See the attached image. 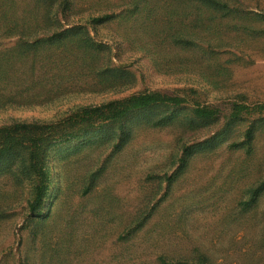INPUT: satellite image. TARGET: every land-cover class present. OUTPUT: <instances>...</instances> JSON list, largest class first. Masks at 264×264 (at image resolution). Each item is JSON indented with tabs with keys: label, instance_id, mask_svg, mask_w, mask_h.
I'll use <instances>...</instances> for the list:
<instances>
[{
	"label": "rangeland",
	"instance_id": "374dc122",
	"mask_svg": "<svg viewBox=\"0 0 264 264\" xmlns=\"http://www.w3.org/2000/svg\"><path fill=\"white\" fill-rule=\"evenodd\" d=\"M187 5L0 0V264H264V14Z\"/></svg>",
	"mask_w": 264,
	"mask_h": 264
},
{
	"label": "trees",
	"instance_id": "16d2710c",
	"mask_svg": "<svg viewBox=\"0 0 264 264\" xmlns=\"http://www.w3.org/2000/svg\"><path fill=\"white\" fill-rule=\"evenodd\" d=\"M170 4L179 6L182 8L188 7L187 3L196 4L197 15H201L203 8H210L209 16H227L231 17L232 20H239L237 16H241L242 13H249L251 16H262L264 14V0H168ZM160 96L154 93H143L133 96L127 100L128 108H139L149 106L150 104L158 101ZM173 101H180L178 97H170ZM114 104L103 103L102 107H105V111L111 112L109 115L115 117L122 113L123 109L119 112L118 108L114 107ZM89 107H84L85 112L89 111ZM108 113V112H105ZM38 139V138H37ZM46 176L43 173L37 180L34 189V199L31 202V212L33 214L38 213L42 208V204L45 200L46 193L48 191V185L46 184Z\"/></svg>",
	"mask_w": 264,
	"mask_h": 264
}]
</instances>
